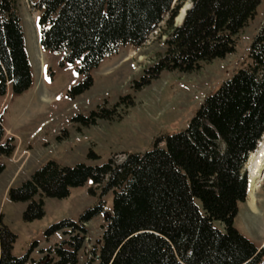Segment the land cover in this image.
<instances>
[{"label":"trees","instance_id":"trees-1","mask_svg":"<svg viewBox=\"0 0 264 264\" xmlns=\"http://www.w3.org/2000/svg\"><path fill=\"white\" fill-rule=\"evenodd\" d=\"M29 2L40 11L42 48L63 52L64 60L78 63V72L85 75L68 91L75 97L92 85L91 71L107 55L121 44L143 43L165 14L169 15L165 52L136 81L137 89L163 70L191 72L203 62L225 57L235 50L236 36L262 0H192L178 25L174 20L183 0ZM24 42L17 0H0L1 94L8 82L14 93L31 86ZM248 57L244 67L205 97L185 130L157 138L151 149L128 153L118 164L112 158L95 166L49 160L17 187L11 186L8 197L27 202L23 217L32 221L44 215V197H66L72 187L89 180L103 184L101 194L111 191L113 206L103 228L98 264H264V245L257 247L234 226L238 204L248 197L245 163L264 134V22L250 43ZM126 101L133 104L130 95L121 96L111 109L106 103L98 105L88 116L74 120L88 126L101 118L113 119ZM1 124L0 117V154L9 156L16 144L12 136L4 138ZM5 167L0 161V173ZM90 192L94 193L91 187ZM103 209L100 200L79 222L65 218L46 232L83 230L79 223ZM216 220L224 230L214 225ZM16 238L0 213V264H27L30 251L21 257L13 254ZM83 240L72 235L50 249L52 257L33 262L79 264Z\"/></svg>","mask_w":264,"mask_h":264},{"label":"rangeland","instance_id":"rangeland-1","mask_svg":"<svg viewBox=\"0 0 264 264\" xmlns=\"http://www.w3.org/2000/svg\"><path fill=\"white\" fill-rule=\"evenodd\" d=\"M191 2L183 0L175 25L180 23L177 17L181 9L186 10ZM17 6L33 58L40 45L37 12L29 0H17ZM168 16L164 15L140 45L124 43L116 52L107 55L91 71L94 81L81 95L71 97L68 93L74 85L85 80V75L77 70L78 63L66 62L63 52L48 50L42 55L45 70L40 74L34 68L29 89L14 93L8 85L7 93H0V116L16 144L11 155L0 154V161L6 166L0 173V213L3 222L17 235L13 254L21 257L30 251L27 264H35L33 261L43 256L52 257L50 249L72 235L84 237L78 252L79 264H98L97 252L102 244L103 228L112 213L113 193L101 194L103 184L92 185L89 180L72 187L66 197H44V215L26 221L23 213L27 202L12 201L7 195L9 188L30 178L49 160L65 166L83 162L95 166L112 158L118 164L128 153L151 149L157 138L185 130L205 97L249 61L250 43L264 22V0L258 5L255 16L236 36L232 53L203 62L191 72L163 70L157 78L137 89L136 81H141L147 68L165 52ZM126 95L132 97L133 104L124 102L113 119L101 118L88 126L74 120L78 115L88 116L98 105L106 103L111 109ZM126 104L128 107L124 108ZM263 147L264 134L258 149ZM259 180L253 190L259 208L257 218L249 219L245 202L238 204L239 212L234 218V226L256 245L264 238V175ZM90 187L94 193L90 192ZM248 196L250 199V192ZM100 200L104 201L103 211L79 223L83 230L66 228L68 233L58 230L47 234L49 227L62 219L79 222L80 216L97 206ZM214 225L224 230L220 221H214Z\"/></svg>","mask_w":264,"mask_h":264},{"label":"crops","instance_id":"crops-1","mask_svg":"<svg viewBox=\"0 0 264 264\" xmlns=\"http://www.w3.org/2000/svg\"><path fill=\"white\" fill-rule=\"evenodd\" d=\"M38 14L39 13L37 12L36 19L38 18ZM22 20H23V18H22ZM26 42H27V39L25 37V42L24 43L26 44V49H27V52H28L27 56L29 57V60H30L32 77H33L34 68L36 70H38L40 74H42L44 72V70H45V64H46L43 61V59H42V55L44 54V50L42 49V47L40 45H38L37 48H36V52L34 53V56L32 58V55L30 53L28 44ZM6 93H7V91H6ZM2 125L4 126V129H5V137L4 138H7V137H9L11 135L10 134L11 131L4 125L3 119H2ZM256 201H257V198L254 199L253 195L250 197V199L247 198L246 201H244L246 203V214L247 213L249 214V219L250 220H252L253 218L254 219L257 218V211H258L259 208H258V205H257ZM262 244H264V238L261 239L260 243H258L257 246H260Z\"/></svg>","mask_w":264,"mask_h":264},{"label":"bare ground","instance_id":"bare-ground-1","mask_svg":"<svg viewBox=\"0 0 264 264\" xmlns=\"http://www.w3.org/2000/svg\"><path fill=\"white\" fill-rule=\"evenodd\" d=\"M185 12V9L182 8L181 9V12L179 14V16L177 17V19H179V21L182 20V16ZM39 35V33H38ZM260 145V143H259ZM258 145V147H259ZM257 147V150L250 153V156L248 158V166H249V170H250V180H249V184H250V191L248 189V193L250 192V195L252 196L253 195V190L256 186H258V183H259V179H262L263 174L260 173L259 169L262 167L263 163H264V147L263 148H260L258 149Z\"/></svg>","mask_w":264,"mask_h":264},{"label":"water","instance_id":"water-1","mask_svg":"<svg viewBox=\"0 0 264 264\" xmlns=\"http://www.w3.org/2000/svg\"><path fill=\"white\" fill-rule=\"evenodd\" d=\"M190 6H191V5H189L187 8H189ZM187 8H186V9H187ZM185 13H186V10H185V12H184V14H183V16H182V20L180 21L179 24L183 23L182 21H183V18H184V16H185ZM246 167L249 169V166H248V165H246ZM249 171H250V170H249ZM259 171H260L261 174L264 173V163H263L262 167L259 169Z\"/></svg>","mask_w":264,"mask_h":264}]
</instances>
